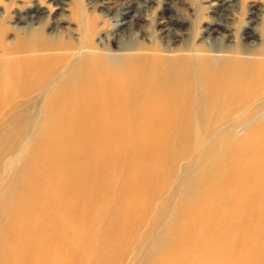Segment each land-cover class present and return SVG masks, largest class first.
I'll return each instance as SVG.
<instances>
[{
	"label": "bare ground",
	"instance_id": "6f19581e",
	"mask_svg": "<svg viewBox=\"0 0 264 264\" xmlns=\"http://www.w3.org/2000/svg\"><path fill=\"white\" fill-rule=\"evenodd\" d=\"M139 1L123 2L110 19L130 17ZM39 2L15 13L14 42H3L9 28L0 27V121L14 111L8 125L19 123L27 98L48 93L22 174L2 203L0 264H118L165 188L164 161L189 155L194 125L210 131L245 112L234 123L251 127L202 157L208 162L173 207L146 264H264V50L250 52L260 58L243 56L228 35L218 54H139L123 45L111 57L91 41L90 21L81 26L77 3L50 0L59 11L52 20L59 31L50 36ZM213 5L215 17L226 16L228 5ZM69 10L78 23L75 43L62 34ZM258 14L249 12L244 31L255 45L250 24ZM132 20L114 25L112 37L130 36ZM182 24L169 16L156 33L176 43Z\"/></svg>",
	"mask_w": 264,
	"mask_h": 264
},
{
	"label": "rangeland",
	"instance_id": "374dc122",
	"mask_svg": "<svg viewBox=\"0 0 264 264\" xmlns=\"http://www.w3.org/2000/svg\"><path fill=\"white\" fill-rule=\"evenodd\" d=\"M125 1L128 0L113 1L99 6L97 0H73L75 4L77 3L78 14L83 20L81 26L85 25L86 21H90L91 41L98 50L108 56L120 55L123 52L121 50L123 45L131 46L130 53L139 54L174 55L183 52L193 55L218 54L216 50H220L222 45L227 43L225 39L228 35H231L233 40L232 49L246 51L243 56L253 59L260 58L258 55L250 54L264 50V0H152L149 2L140 0V7L133 11L130 17L110 19L111 13H115ZM37 2L43 6L42 10L48 11L45 14L47 17L43 19L44 32L52 36L53 33L59 31L57 25L52 22L59 11L56 6L48 4L50 0H0V27L9 28L3 38L4 43L14 42L19 34L20 24L16 25L15 13L30 12L33 4ZM166 3L172 6L171 9L167 10ZM213 4L228 5V11L225 12L227 17H215L211 12L216 6ZM257 9L258 20L256 23L250 24L256 26L258 30V40L255 45L253 38L248 37L244 31L248 25L249 12ZM72 15L69 10L64 24H62L64 26L62 34L69 33L64 39L75 43V38L78 37V23ZM132 15H138V17L133 19ZM169 16L183 21L181 30L178 31V37H176L178 39L176 43L160 39L156 33V30L163 26L162 24ZM131 20L134 28L130 36L126 35L122 39L112 37L111 32L114 25H121ZM218 23L222 24L224 28H217ZM205 26L215 29L204 32ZM183 47L187 48L184 49L186 51H178ZM206 48L211 51H206ZM47 95L48 93L41 95H38L37 92L32 93L27 98L30 99L27 102L28 108L19 111V123L8 125L12 115H16L14 111L4 114L0 121V229L3 227L2 203L7 199L22 174L25 153L37 135L39 125L42 124L45 117ZM261 114L258 120L264 117V113ZM246 116H249V113L235 114L227 122L215 125L210 131H203L204 129L199 125H194L189 155L178 159L172 165L164 161L165 188L151 200L152 208L138 225L134 240L124 247L118 264H146L149 257H152L155 244H158V241L162 239L173 207L179 204L188 187L191 186V181L193 182L197 178L203 171L205 163L208 162L207 158L202 159V157H214L215 155L211 152L212 147L220 151L229 146L232 138L243 137L251 126L243 127L239 125V122L234 123V121ZM200 158L203 161H200L199 164L196 163ZM193 165L195 167L191 170ZM116 182L115 185H118ZM94 245L95 242L84 246L87 255L95 253ZM87 263L90 264V259L87 260Z\"/></svg>",
	"mask_w": 264,
	"mask_h": 264
}]
</instances>
